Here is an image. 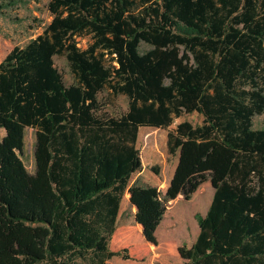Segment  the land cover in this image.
<instances>
[{
	"label": "trees",
	"instance_id": "obj_1",
	"mask_svg": "<svg viewBox=\"0 0 264 264\" xmlns=\"http://www.w3.org/2000/svg\"><path fill=\"white\" fill-rule=\"evenodd\" d=\"M1 0L0 11L15 4ZM53 20L0 63V264L152 262L167 204L214 199L184 264H264V0H50ZM1 34V32H0ZM90 35L86 50L77 37ZM145 42L152 47L142 52ZM77 82L65 85L55 56ZM129 109L103 114L100 95ZM179 163L165 195L142 127L168 129ZM35 129V173L22 158Z\"/></svg>",
	"mask_w": 264,
	"mask_h": 264
},
{
	"label": "rangeland",
	"instance_id": "obj_2",
	"mask_svg": "<svg viewBox=\"0 0 264 264\" xmlns=\"http://www.w3.org/2000/svg\"><path fill=\"white\" fill-rule=\"evenodd\" d=\"M11 7L0 11V63L13 47H25L31 40L36 39L45 32L47 26L53 20L48 7L50 0H15ZM1 3V0H0ZM76 40L82 50L88 49L94 39L87 35L77 37ZM152 47L143 42L142 52L151 50ZM56 67L64 76L65 85L71 86L77 82L73 74L70 62L66 55L55 56ZM129 98L125 95H115L111 90H106L100 95L103 114L107 117H119L129 109ZM204 116L198 113L185 114L177 118L168 129L146 128L140 129L138 134L137 148L140 149L144 167L160 165L164 184L161 187L163 195L166 194L169 184L173 179L175 169L179 163V151L170 154L168 145L169 134L177 128V125L188 121L195 126L203 123ZM256 129L264 128V114L257 115L254 119ZM37 147V135L35 129L25 130V146L22 158L30 174L35 173V150ZM214 199V191L204 188L196 201L187 202L184 196L170 201L167 217L158 233L161 247L156 250L152 262L126 261L122 257H114L107 264H184L165 253L164 245L175 241L179 246L192 247L197 240L200 228L196 220L197 215L205 216Z\"/></svg>",
	"mask_w": 264,
	"mask_h": 264
}]
</instances>
